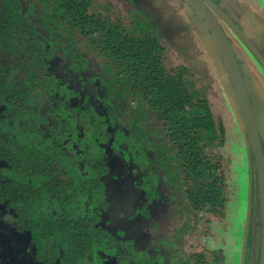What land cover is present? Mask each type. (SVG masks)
<instances>
[{
    "label": "flooded vegetation",
    "instance_id": "obj_1",
    "mask_svg": "<svg viewBox=\"0 0 264 264\" xmlns=\"http://www.w3.org/2000/svg\"><path fill=\"white\" fill-rule=\"evenodd\" d=\"M210 1L245 34L230 15L233 10L228 5L221 3V0ZM128 2L127 15L130 20L137 15L161 30L168 55L170 47L176 48L180 53H192L195 51L192 48L197 46L198 50L195 52L204 58L207 77L197 79L192 71L194 68L189 63L184 62L183 67L190 69L197 82L204 84L206 80L208 86L210 84L216 87L215 81H220L216 63L222 70V61L213 44V36L205 29L203 20L186 0ZM203 4L218 22L230 44L233 43L231 39L237 40L241 45V52L244 50L249 60L254 58L260 64L219 14ZM32 16L38 22L44 14L42 10H34ZM190 18H195V22ZM37 28L41 31L40 26ZM69 29L70 26L59 29L60 37L57 41H44L37 37L41 63H35L38 71L33 82L28 79L25 71L27 61L23 64L27 57L23 59L17 56L25 51L11 41L10 33V40L2 42L0 47V264H121L122 261L129 264H158L159 259L155 257H162L163 261L166 253V246L161 243L164 233L159 227L154 233L144 229L149 221L157 226L162 213L167 210L170 213L174 209L172 197L184 216L188 212V193L184 192L183 202L179 192L170 183L158 150L150 154L143 148L153 162L152 166H145L143 170L129 161L128 143L118 137V129H124L125 125L118 124L114 128L109 122L112 112L120 117L122 112L121 103L116 100L115 94L106 90L108 81L103 74L105 60L97 53L103 60L99 76L104 80V90L102 93L101 90L97 91V95L101 97L98 99L93 90L92 74L89 72L92 61L89 59L85 68L69 67L71 62L75 64L78 61V54L90 56L94 52L92 44L81 35L74 36L82 40L79 45L73 44V40L68 41ZM65 30L68 36L61 34ZM246 36L264 56V44L254 36L255 41L250 35ZM182 39L188 48L187 52L183 49ZM67 46L72 48L69 53ZM234 53L236 55L235 51ZM236 58L255 112L249 85L251 73L248 77L246 74L249 70L248 60L246 58L243 62L237 55ZM241 63L247 68L245 72ZM260 66L262 67L261 64ZM224 73L226 74L225 71ZM225 78L228 79L226 75ZM253 90L256 96L264 99L263 87L259 89L255 86ZM109 95L115 97L114 102L108 98ZM235 103L237 104L236 100ZM232 107L236 120L235 107ZM104 119L106 125L103 126L101 122ZM141 122L131 114L129 123L126 124L130 131L125 130V134H138L143 140L152 141L153 139L146 137V130L139 127ZM239 123L244 136L243 122ZM243 138L248 156L247 141L245 136ZM155 143H161L156 135L153 144ZM134 146L136 151V143ZM249 152L253 197L258 196L259 191L256 167L255 174L253 171L255 160L251 146ZM138 157L135 156L136 160ZM111 187L115 193H119L117 202L109 196ZM258 204L259 212L256 211L255 222L259 223L254 227L250 264H257L258 260L260 264L259 196ZM142 207L147 216L141 215ZM168 220L170 224L171 216ZM207 239L216 245L210 236ZM257 247L259 254L256 252ZM208 251L211 256L207 261L210 262L211 257L216 260L214 250ZM141 252L148 259H153L152 263L147 262V259L141 261ZM202 254L181 255L175 258L174 264H179L184 258Z\"/></svg>",
    "mask_w": 264,
    "mask_h": 264
},
{
    "label": "trees",
    "instance_id": "obj_2",
    "mask_svg": "<svg viewBox=\"0 0 264 264\" xmlns=\"http://www.w3.org/2000/svg\"><path fill=\"white\" fill-rule=\"evenodd\" d=\"M93 1L0 0V47L10 40V33L11 41L25 51L17 56L27 57L23 64L27 61L25 71L33 82L38 71L35 63H41L37 37L57 41L58 30L70 26L68 41L75 35L89 40L93 51L105 60L107 92L130 105L135 119L155 125L162 165L183 202L187 191L188 211L218 212L228 203L231 188L221 156L210 151L222 146L226 127L217 120L209 96L201 91L203 85L187 67L168 68L163 34L151 22L136 15L124 24L93 11ZM39 8L44 17L37 22L32 13ZM71 50L67 46L68 53ZM204 175L207 178L202 179ZM255 219L252 217L249 226V246L259 223ZM210 250L218 257L224 253L222 246ZM256 252H260L258 247ZM208 258L207 252L184 258L179 264H207Z\"/></svg>",
    "mask_w": 264,
    "mask_h": 264
},
{
    "label": "rangeland",
    "instance_id": "obj_3",
    "mask_svg": "<svg viewBox=\"0 0 264 264\" xmlns=\"http://www.w3.org/2000/svg\"><path fill=\"white\" fill-rule=\"evenodd\" d=\"M222 2L228 5V7H232V5L237 4L240 5V3L243 4V7L245 8H243V11L240 13V15H234L233 11H230L231 13H228H230V15L234 17L245 34L250 35L249 37L254 39L255 41V38L252 37V35L247 31L244 23L247 18H252V25H256V27L260 26V24H257L256 17H258L259 15L260 17L258 19L264 18V0H221V3ZM129 3L130 2H128V0H94L92 10L109 16L111 19H115L121 21L122 23L128 24L130 22V18L127 15L129 11ZM38 10L41 9L39 8ZM66 31L67 30L62 31L61 34L68 36V33ZM231 41L233 42L232 45L238 59H242L243 62L246 61L247 53H245L244 50V52L242 51L243 53L241 52V45L239 44V42L232 39ZM81 42L82 40L78 37L73 39V44L75 45H79V43ZM192 49H195L196 52L198 50L197 46H194ZM195 51L192 52L196 54ZM77 56L78 61L75 62V64L71 62L69 67L80 68L82 66V68H85L89 62V59L90 61H92V66L91 69L89 68V72L92 74L91 80L94 84L93 90L95 96L100 99L101 97L97 95V91L101 90L102 93V91L104 90V80L99 76L102 72L103 60L95 52H93L90 56H87L85 53L78 54ZM199 58L200 57H198V59ZM168 60L169 61L167 66L170 69L181 66V64L182 66L185 65L181 59L180 53L178 52V50L176 51V48L174 47L169 48ZM247 60V62L249 63V66L247 68L250 71L248 70L247 72V68L245 69V66L242 63L241 67L244 72L246 71L247 77L248 74L251 73L250 77L252 80H249V85H251L250 94L254 100V109L257 114L258 121L264 129V99L260 98V96H256V92L253 90V87L255 86L259 89L260 87H263L264 89V70L256 61V59L251 58V60H249L248 57ZM208 67L209 69H211L210 66ZM192 71L196 74L197 79H202L199 70L194 69ZM213 72H215V70ZM217 72L219 73V79L223 83V85L218 80L215 81L216 87H213L214 85L210 86V84L208 86L205 82L206 80H203L204 84H200L203 85L201 91L207 94L210 100H215L213 101L215 103L212 104L213 111L216 112L215 114L217 120L223 122L226 127V135L222 146L219 148H212L210 153L212 155L218 154L219 156H221L223 173H225V175L228 177L231 188L229 191L230 194L228 203L224 208H220L218 212H198L190 210L187 213H184L185 215L183 216V213L179 210V205L175 204L174 197H172L171 204L174 206V209L171 211L169 210L170 213L168 212V210L164 211L161 215V219L158 221L157 226H154L149 221V224L146 226L147 228L144 229L146 232L154 233L159 227L158 229H160L164 233L161 243L166 246V253L163 257V261L161 260L162 257H155L156 259H159L157 260L158 264H174L175 258H178L181 255L191 256L202 254L203 252L210 253V251L208 250L210 248L213 249L214 246L217 248L222 246L224 253H221L222 255H219V257L216 256L218 257V259L216 260L214 259V257H211L210 262L208 261L207 264H239L240 262L248 206L249 164L248 156L245 153L246 147L243 138L244 136L242 132V125L239 123V121L241 122V120L238 119L239 110L234 101L232 91L227 87L228 80L225 78V75L222 76V74H220L221 72L220 70H218V68ZM226 88L228 90V93ZM214 89L218 94L217 99H214L215 97L212 94L214 93ZM229 96L231 97L232 101ZM108 98L110 100L112 99L111 102H114L115 100V97H111V95H109ZM218 105H220V107H218ZM232 105L235 107L234 112L237 117L236 120L233 116ZM120 106V110L122 112L121 117L112 112L109 118L110 125L114 128H116L118 124L125 125L124 129H118V137L122 138V140L128 143L127 147L130 157L129 161H133L134 164L136 163L139 166L140 170H143L145 166L147 167L153 165L152 160L150 159L149 155L145 153L143 148L145 147L146 151H148L149 153L158 150V144H153L154 137L156 135L153 130L155 128V125L146 124L144 121L139 123V127H142L144 130H146V137H150L151 139H153L152 141H145L143 140L142 136L138 134H125V130L130 131V129L126 126V124L129 123L131 117V112L129 110L130 105L121 103ZM219 108H221V110H219ZM104 122L105 119L103 120V122H101L103 126L106 125ZM139 137H141V139H139ZM135 143L137 146L136 151L134 149ZM136 155L139 156V159L137 160L135 158ZM133 170L134 172H136V168H134ZM253 171L255 174L254 165ZM201 178L205 179L207 177L204 175ZM118 195L119 193H115V190L111 187L109 196L114 200V202H117L116 200ZM258 196L253 195L252 197L251 219L255 216L256 211L259 212ZM114 205L116 204L114 203ZM140 212L142 216H147L145 211L143 212V207L140 209ZM170 216L171 220L169 224L168 219ZM190 228L191 230H189ZM185 233L186 235H184ZM209 236L211 239H213V241H215L214 243L216 245H213V243L207 239V237ZM177 241L179 243H177ZM251 253V245H248V248L246 249L245 264H250ZM141 254V261H145L147 259V262L149 261L152 263L153 259H148L147 256L143 255V252H141ZM209 256H211V254ZM121 264L129 263L126 261H122ZM257 264H259V260Z\"/></svg>",
    "mask_w": 264,
    "mask_h": 264
},
{
    "label": "water",
    "instance_id": "obj_4",
    "mask_svg": "<svg viewBox=\"0 0 264 264\" xmlns=\"http://www.w3.org/2000/svg\"><path fill=\"white\" fill-rule=\"evenodd\" d=\"M187 3L192 7L194 12L199 18L203 20L205 29L213 36V44L220 56L222 61L223 69L221 70L219 64L218 70L222 76L226 72V77L228 78V88L232 91L235 100L237 101V108L240 111L239 120L243 122L244 125V136L247 141L248 150V162H249V190H248V206L246 215V224L244 231V239L240 257V264H245L246 257V245L248 239L250 217H251V206H252V161L249 152V146L252 148V153L255 160L257 184H258V194L260 200V215H261V255L260 264H264V150L263 142L264 140V129L260 122L258 121L257 115L255 114L251 101L247 92L246 82L242 75L240 64L236 58L233 51L232 45L230 44L224 31L220 28L218 22L210 14L209 10L204 6L205 3L208 7L214 10L225 24L231 29V31L243 42V44L252 52V54L257 58L262 67L264 68V56L260 51L252 44L248 37L238 28V26L214 3L210 0H186ZM231 86V88H230ZM234 100V101H235ZM263 136V138H262ZM249 141V142H248Z\"/></svg>",
    "mask_w": 264,
    "mask_h": 264
},
{
    "label": "crops",
    "instance_id": "obj_5",
    "mask_svg": "<svg viewBox=\"0 0 264 264\" xmlns=\"http://www.w3.org/2000/svg\"><path fill=\"white\" fill-rule=\"evenodd\" d=\"M230 8L234 11V14L236 16H238V15H240V13L243 11V8H245V7H243V4L240 3V5L237 4V5H232V7L230 6ZM259 17H260L259 15H258V17H256L257 24H260V26H258V27H256V25L255 26L252 25V18H247L245 20L244 24H245L246 29L249 32V34L256 37L258 40H260L262 42V44H264V18L258 19ZM190 19L195 22V18L194 19L190 18ZM183 41L184 40L182 39V44H183ZM183 49L186 50V52L188 50V48L186 47L185 44H183ZM176 51H177V49H176ZM192 53H191V51L190 52L188 51L187 53H185V52L180 53L182 61L189 63L191 66H193L194 69L199 70V73L201 74L202 77H205V76L207 77L205 70H204L205 69L204 68L205 67L204 58L200 55L195 54L194 52H192ZM198 57H200V58L198 59ZM212 94L215 97L214 99H217L218 94H217V91H215V89H214V93H212ZM213 101H215V100H213ZM213 101L210 100L211 105L215 103ZM215 105H217V104H215ZM218 107H220V105H218ZM219 110H221V108H219Z\"/></svg>",
    "mask_w": 264,
    "mask_h": 264
}]
</instances>
